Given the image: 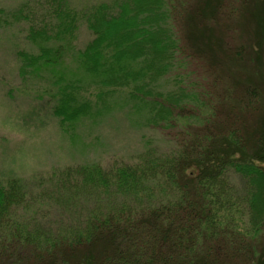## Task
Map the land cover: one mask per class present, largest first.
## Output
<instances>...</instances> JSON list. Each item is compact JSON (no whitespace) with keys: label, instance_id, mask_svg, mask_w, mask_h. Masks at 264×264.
Listing matches in <instances>:
<instances>
[{"label":"trees","instance_id":"trees-1","mask_svg":"<svg viewBox=\"0 0 264 264\" xmlns=\"http://www.w3.org/2000/svg\"><path fill=\"white\" fill-rule=\"evenodd\" d=\"M230 1L253 8L264 40V0H111L83 9L24 0L12 17L27 22L35 52L18 51L19 75L64 134L74 139L123 106L174 144L162 150L150 140L133 163L56 169L38 198L18 178L0 179V264H264V128L251 132L246 120L264 112V81L236 77L233 86L215 84L213 97L170 78L186 49L211 67L218 54L242 64L243 53H229L212 29ZM82 25L92 39L79 49ZM256 55L264 80V49Z\"/></svg>","mask_w":264,"mask_h":264},{"label":"rangeland","instance_id":"rangeland-1","mask_svg":"<svg viewBox=\"0 0 264 264\" xmlns=\"http://www.w3.org/2000/svg\"><path fill=\"white\" fill-rule=\"evenodd\" d=\"M69 1L73 7L83 9L94 3L111 0ZM23 2L24 0H0L2 181L16 177L22 181L32 198H38L42 195L40 193L51 188V175L56 169L83 163H98L103 167H109L116 162L133 163L143 153L150 140L162 150L174 144L164 131L143 127L140 116L132 114L128 107L123 106L99 120L97 125L85 123L74 139L64 134L59 128V120L50 112L46 100L38 97L36 85L24 83L19 75L18 51L35 52V48L26 40L29 27L27 22L17 23L12 17ZM192 2L193 0L190 4ZM231 3L225 2L221 6L227 16L221 19L220 26L217 29L212 27L211 23L209 26L219 34L223 48L229 50V53H243L242 57L245 56V59L242 64L232 67L225 62L223 55L218 54V63L213 62L211 67L203 58L192 55L186 49V54L180 56L179 66L170 78L178 75L187 87H194L202 92L213 91V97L218 95L216 89L222 87L214 86L215 84L232 85L236 77L244 82L245 75L249 74L253 75L249 77L256 83L264 81L259 74L256 55L259 46L262 53L264 40L256 22L249 16L254 10L249 6L242 8L239 2H236L235 6H231ZM215 14L207 16L211 19ZM91 39V33L82 25L76 42L78 48L83 49ZM171 82H165V85L170 87ZM259 89L264 94L262 84ZM246 120L251 132L256 130L258 125H261L258 129L264 128V112L248 115ZM263 246L264 244L262 247L258 246L257 255L264 260Z\"/></svg>","mask_w":264,"mask_h":264}]
</instances>
